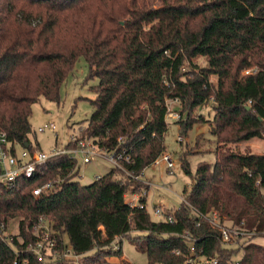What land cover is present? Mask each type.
<instances>
[{
	"label": "trees",
	"instance_id": "16d2710c",
	"mask_svg": "<svg viewBox=\"0 0 264 264\" xmlns=\"http://www.w3.org/2000/svg\"><path fill=\"white\" fill-rule=\"evenodd\" d=\"M80 57L89 78L99 79L86 134L104 151L131 158L117 170L127 181L115 179L112 167L84 185L77 160L60 154L31 177L0 182V220L19 223L18 233L0 237V264H42L26 247L40 217L53 222L60 246L68 236L81 264H106L122 253V241L112 245L128 234L148 264H264V244L255 241L264 238V153L237 145L264 133V0H0V131L12 154L38 148L33 105L42 97L60 104ZM170 99L187 110L175 121L185 135L208 121L216 159L201 161L193 174L182 154L191 188L178 208H163L165 218L154 221L146 205L131 206L125 194L167 150ZM206 104L213 117H193ZM48 182L49 191L34 194ZM213 212L238 228L237 243H223L208 220Z\"/></svg>",
	"mask_w": 264,
	"mask_h": 264
},
{
	"label": "rangeland",
	"instance_id": "374dc122",
	"mask_svg": "<svg viewBox=\"0 0 264 264\" xmlns=\"http://www.w3.org/2000/svg\"><path fill=\"white\" fill-rule=\"evenodd\" d=\"M194 62L199 65H205L206 59L197 57L194 59ZM189 68L190 65L187 62L184 70H188ZM254 68L256 67L249 70L252 71ZM242 74H244V71ZM211 79L216 83V76H212ZM98 82L99 79L96 77L89 78L88 63L84 57H80L62 85L60 104L42 97L33 105L31 117L33 133L31 134V139L35 145L39 144L35 151L38 149V151L50 154L54 149L63 148L67 144L73 146L74 144L70 139L74 134L81 137L87 136V120L93 111L90 100L96 97L92 87L97 85ZM170 106L173 111L179 112L182 115H185L187 112L181 101H170ZM200 114L204 115L207 119L212 118L214 115L213 106L211 104L202 105L193 113V117L197 118ZM182 120L179 119L178 122L182 123ZM49 123L56 124L57 129L55 132L48 129L45 131L39 130L40 127ZM168 125L169 130L165 135L166 153H172L176 161V174H169L163 163L160 165L151 164L141 174L143 175L142 179H132L139 186L129 188L130 191H136L141 195L143 194L144 197L147 195V211L154 221L160 219L155 215V207L178 208L184 197V189L188 188L189 190L191 188L192 177L186 174L182 168L181 155L184 154L189 160L193 174L201 161L213 163L216 159L214 153L216 142L213 135L209 132L210 125L208 121L196 122L189 129L187 135L181 132L180 125L182 124L170 121ZM237 145L241 150L247 148L255 153H264V133L261 138H254ZM233 146L235 147V145ZM18 149L20 150V148ZM77 162L79 174L76 179L84 185L92 183L96 177L108 173L113 167L104 156H97L90 163H83L79 157ZM117 170L119 169H114V178L127 181L126 175L119 174ZM146 191L147 194L145 193ZM2 221L4 222V220ZM231 223L230 220L224 221V224ZM6 228L8 234L5 238H8L13 233H18V219H12L9 227L6 224ZM131 234L134 236L136 233L132 232ZM64 239L63 245L64 243L70 245L68 236L65 235ZM119 241H122V253L111 257L108 256L106 264H148L146 254L137 249L136 244L130 240L129 234L117 239V242L112 245L113 249L120 247ZM255 241L264 244V238H257ZM241 255L242 252L238 256ZM81 261V257H78L75 261L69 262L81 264Z\"/></svg>",
	"mask_w": 264,
	"mask_h": 264
},
{
	"label": "built area",
	"instance_id": "2783aa9c",
	"mask_svg": "<svg viewBox=\"0 0 264 264\" xmlns=\"http://www.w3.org/2000/svg\"><path fill=\"white\" fill-rule=\"evenodd\" d=\"M253 71V70H252ZM251 70L247 69L244 74L252 73ZM170 101L176 102L177 99H170L167 101L168 113L166 121L169 124L170 121H176L181 119L182 115L179 112L173 111L170 106ZM50 130L55 132L57 126L55 123H49L43 127H40V131ZM78 134V133H77ZM74 144L71 147L56 148L52 153L47 154L42 151H34L29 153L27 150H22L18 154H12L10 152L11 144L8 140V136L4 131H0V164L2 165V172L0 173V182L3 184H10L15 182L19 176L25 175L31 177L35 172L37 165L44 163L50 157H54L60 154H67L70 157L78 160L80 157L83 163H90L97 156H104L112 164L114 168L122 169L124 162H130L131 158L128 155L117 153L115 151L106 152L100 148L92 138L86 136L81 137L80 135L74 134L70 139ZM122 141V138L119 139ZM164 164L167 172L171 175L176 174V161L172 153L164 152L159 156L153 163L155 165ZM134 179H142L143 175L134 176ZM52 187L50 182L44 184L42 187H38L34 190L35 195H40L45 191H49ZM147 194V191L145 192ZM147 196V195H146ZM145 196V197H146ZM131 206L144 207L146 204L143 201L144 195L139 194L136 191H127L125 198ZM155 215L160 219H164L165 215L163 208L155 207ZM159 219V220H160ZM169 221H173L172 217L168 218ZM210 223L218 229L221 235L223 243L235 244L240 239L241 232L232 223L224 224L219 220L217 212H213L208 216ZM32 231L36 236L34 241H29L26 245L29 251H32L39 262L42 264H55L57 260L66 259L69 261H75L79 255H77L71 245L60 246L57 240L56 231L54 229L53 222H50L45 217H40L32 226ZM6 222L0 221V237L5 238L7 236ZM186 238H190V233L184 234ZM65 241V240H64ZM194 250V247H191ZM179 253V251H178ZM77 262V261H76ZM204 264H216L217 260L205 259ZM236 264H240L239 261Z\"/></svg>",
	"mask_w": 264,
	"mask_h": 264
},
{
	"label": "water",
	"instance_id": "95a60500",
	"mask_svg": "<svg viewBox=\"0 0 264 264\" xmlns=\"http://www.w3.org/2000/svg\"><path fill=\"white\" fill-rule=\"evenodd\" d=\"M249 108V107H248Z\"/></svg>",
	"mask_w": 264,
	"mask_h": 264
}]
</instances>
